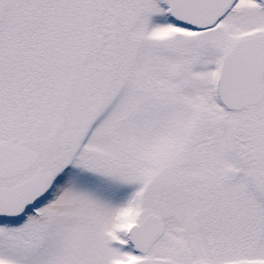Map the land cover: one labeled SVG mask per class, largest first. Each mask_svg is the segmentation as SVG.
Wrapping results in <instances>:
<instances>
[{"label":"snow or ice","instance_id":"snow-or-ice-1","mask_svg":"<svg viewBox=\"0 0 264 264\" xmlns=\"http://www.w3.org/2000/svg\"><path fill=\"white\" fill-rule=\"evenodd\" d=\"M0 264H264V0H0Z\"/></svg>","mask_w":264,"mask_h":264}]
</instances>
